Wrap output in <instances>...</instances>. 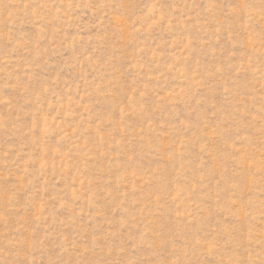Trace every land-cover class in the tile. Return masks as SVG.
I'll return each mask as SVG.
<instances>
[{
    "label": "rangeland",
    "instance_id": "374dc122",
    "mask_svg": "<svg viewBox=\"0 0 264 264\" xmlns=\"http://www.w3.org/2000/svg\"><path fill=\"white\" fill-rule=\"evenodd\" d=\"M0 264H264V0H0Z\"/></svg>",
    "mask_w": 264,
    "mask_h": 264
}]
</instances>
